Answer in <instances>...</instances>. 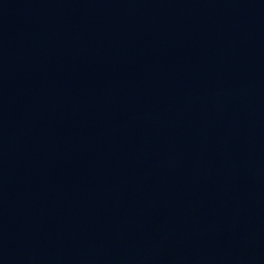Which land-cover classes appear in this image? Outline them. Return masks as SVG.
<instances>
[{"label": "water", "instance_id": "95a60500", "mask_svg": "<svg viewBox=\"0 0 264 264\" xmlns=\"http://www.w3.org/2000/svg\"><path fill=\"white\" fill-rule=\"evenodd\" d=\"M0 264H264V0H0Z\"/></svg>", "mask_w": 264, "mask_h": 264}]
</instances>
